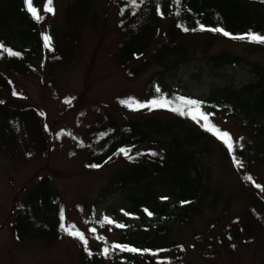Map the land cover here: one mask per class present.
<instances>
[{
    "label": "trees",
    "instance_id": "16d2710c",
    "mask_svg": "<svg viewBox=\"0 0 264 264\" xmlns=\"http://www.w3.org/2000/svg\"><path fill=\"white\" fill-rule=\"evenodd\" d=\"M103 1L111 5L117 15L112 30L119 36L118 63L113 65L118 64L131 78L151 65L177 70L194 53L186 37L190 34L209 36L203 51L216 37L249 42L251 40L233 37L249 33L264 35V0H143L142 3L138 0L136 6L130 5L129 0ZM95 2L66 0L64 8L57 11L56 0H53L54 12L49 13L45 11L48 0H33L42 17L36 19L28 11L25 0H0V45H3L0 49V152L12 169L46 153L49 145L45 132L50 125L45 128L42 123L43 108L15 103L10 96L23 95L25 89L20 79L28 78L37 79L57 94L56 66L78 58L87 26L91 31H99L103 26L99 13L93 9ZM185 28L189 31H184ZM216 28L230 35L209 30ZM49 35L50 47H47L44 37ZM256 44L264 46L259 42L253 45L258 46ZM4 49L19 55H8ZM209 59L215 65H237L242 61L227 52ZM251 72L253 77L249 82L240 87L214 86L201 102L200 108L221 113L234 123L236 135L227 132L232 138L231 151L222 139L202 127L203 121L198 123L189 115L180 114L188 111V106L179 99L183 96L154 86L151 79L146 90L162 100V105L157 107L165 112L164 116L141 114L118 120L106 108L95 106L97 113L86 124L84 134L69 131L70 153L84 151L87 169L96 170L114 160H124L106 190L127 184L122 210L137 219L136 226L122 230L119 239H109L103 229L105 224L101 226V222L94 220L93 206L89 204L97 237L104 239L90 244L83 228L70 221L68 226L75 225L73 231L82 232L88 241L85 245L71 235L76 264H190L184 258L187 255L184 238L177 236L207 211L215 216L206 218L198 232L204 240L198 245L202 247L204 258L216 257L218 251L214 242H218L224 252H231L239 240L254 238L262 240L264 253V182L258 169L264 166V66L256 65ZM64 98H70V93ZM136 100L133 95V99L128 96L121 102ZM213 157L231 165L239 181L236 191L224 195L220 187L213 186L210 163ZM234 158H238L241 166H237ZM248 176L253 180L246 179ZM32 178L35 179L27 183L23 197L15 203L9 221L11 232L19 243L41 240L52 246L68 234L61 227L62 224L68 227L65 207L46 174L36 171ZM235 199L244 201L241 214L231 211ZM184 201L189 203H182ZM86 208L82 202L76 204L75 210ZM218 224L222 232L211 238ZM113 244L140 251H121L112 248ZM106 247L107 255L103 253Z\"/></svg>",
    "mask_w": 264,
    "mask_h": 264
},
{
    "label": "rangeland",
    "instance_id": "374dc122",
    "mask_svg": "<svg viewBox=\"0 0 264 264\" xmlns=\"http://www.w3.org/2000/svg\"><path fill=\"white\" fill-rule=\"evenodd\" d=\"M65 5L66 0H56L57 11H61ZM93 9L99 13L103 26L99 31H91L87 26L84 29L78 58L71 63L56 66L54 72L57 94L46 85H41L37 79L28 78L20 79L25 93L10 96L15 103L33 104L39 109L43 108L45 117H41L42 123L45 128L50 125L49 130L45 132L49 147L43 156L32 158L16 169L11 168L8 159L0 152V264H76L75 242L69 234L64 235V238L52 246L45 245L41 240L19 243L13 238L9 223L11 214L15 203L23 197L27 183H32L35 179L32 176L36 171L46 174L61 196L65 207L66 225L68 226L70 221L77 222L83 228L90 244L99 240L88 209L89 204L93 206L94 220L102 222L108 218L113 221L112 224L104 222L103 229L109 239H119L123 234L122 230H130L136 226L137 219L122 210L128 185H115L106 190L113 173L121 168L124 160L117 159L100 169L89 170L84 166V151L70 153L72 144L68 136L69 131L84 134L86 124L97 113L95 106L106 108L118 120L141 114L164 116L165 112L157 105L138 107L136 103H122L121 100L128 96L133 99V95L140 104L157 100L146 90V84L151 79L154 86L167 88L183 97L202 102L212 87H240L252 79V67L264 66V46H255L254 41L239 42L228 37H216L212 39L209 48L203 51L209 42V36L201 33L186 36L189 49H193L194 53L177 70L168 71L163 66L151 65L145 72L131 78L125 75L118 64L113 65L118 63L116 52L119 37L117 31L112 30L117 22L114 8L106 5L103 0H96ZM220 52L239 56L242 61L237 65H215L209 57ZM68 93L70 98H64ZM200 109L213 114L210 119L218 129L236 133L232 120L225 118L221 113ZM142 146L147 147V143ZM210 163L213 186L220 187L224 195L239 188L238 176L229 167V163L222 164L217 157H213ZM258 169L264 182V166H259ZM82 202L87 208L76 211V204ZM243 207L244 201L235 199L231 211L241 214ZM213 216L215 213L205 212L177 236L184 238V246L187 249L184 258L190 264H264L260 238L246 239L244 242L239 240L235 243L236 248L231 252L225 251L226 253L218 242H214L218 251L216 257L204 258L202 247H198L204 240L198 232L204 227L205 219ZM117 224H123L125 227H116ZM221 227V224L216 225L210 237L216 238L222 232ZM92 228L96 229L95 233L89 231Z\"/></svg>",
    "mask_w": 264,
    "mask_h": 264
},
{
    "label": "snow or ice",
    "instance_id": "6c2138e0",
    "mask_svg": "<svg viewBox=\"0 0 264 264\" xmlns=\"http://www.w3.org/2000/svg\"><path fill=\"white\" fill-rule=\"evenodd\" d=\"M52 2L53 0H48L47 6L45 8V11L49 12V13H53L54 9L52 7ZM138 0H129V4L132 6H136L137 5ZM139 2H143V0H139ZM177 2H179V0H177ZM25 4L26 7L28 9V11L33 15L34 18L36 19H41L42 17L39 15V13L37 12V9L34 7L33 5V0H25ZM193 31H195L196 29H192ZM201 30H204V26L201 25ZM212 31H216V32H223V34L225 36L230 35L229 33L223 31V29L221 28H216V29H209ZM184 31H189V29L185 28ZM233 38H238V39H248L254 42H259V43H264V35H259V34H255V33H249L247 34V36H240V37H233ZM45 46L50 47V37L45 36ZM3 48V45H0V49ZM4 51L7 52L8 55H19L18 53L13 52L11 49H4ZM157 91H159V89H157ZM15 94V93H14ZM185 105L188 106V111L187 112H183L181 111V115H189L194 121H197L198 123L200 121H203L204 123L202 124V127H204L207 131L212 132L214 135H217L218 138L222 139L224 141V143L228 146L229 150L231 151L233 148V145L231 143V136L229 133L227 132H221L220 129H218L212 122L210 117L213 115L211 113H205L203 111H201L200 106H201V102L196 101V100H191V99H186L183 97L179 98ZM122 103H136L138 107H147V106H155V105H162V100H152L147 102L146 104H140L139 102L136 101H126V102H122ZM173 111H179L178 109H172ZM121 151L123 152L124 150L121 149ZM125 155H127V152H125ZM153 155H156L155 153H153ZM237 159V166H241L238 162V158H234ZM93 167H95V165H93ZM246 179L248 180H253V177L248 176L246 177ZM258 188L261 187L259 184L256 185ZM164 199H167L166 197ZM182 203H189L187 201H184ZM147 211V210H145ZM148 215H151V213L149 212ZM61 219H63V210H61ZM104 222H107L108 224H112L113 221L109 220L108 218H105L104 221L101 222V226H103ZM61 227L69 234V235H75L78 239H80L81 241L84 242L85 245H87L88 241L85 239V236L82 232L77 231H73V229L75 228V225H70L68 227H65L63 224L61 225ZM116 227H120L123 228L125 227V225L123 224H117ZM89 231L95 233L96 229L92 228L89 229ZM98 239H104L103 237H97ZM112 248L114 249H120L121 251H131V252H137L140 251L138 249L135 248H131L129 246L126 245H119V244H113L111 245ZM109 252V249L106 247L103 249V253L105 255H107Z\"/></svg>",
    "mask_w": 264,
    "mask_h": 264
}]
</instances>
